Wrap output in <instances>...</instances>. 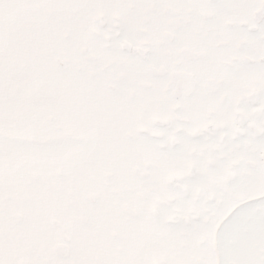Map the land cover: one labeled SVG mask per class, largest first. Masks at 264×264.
I'll return each mask as SVG.
<instances>
[{
  "label": "snow or ice",
  "instance_id": "1",
  "mask_svg": "<svg viewBox=\"0 0 264 264\" xmlns=\"http://www.w3.org/2000/svg\"><path fill=\"white\" fill-rule=\"evenodd\" d=\"M0 264H264V0H0Z\"/></svg>",
  "mask_w": 264,
  "mask_h": 264
}]
</instances>
